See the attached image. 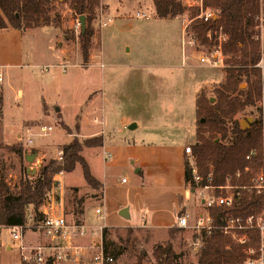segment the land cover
Returning a JSON list of instances; mask_svg holds the SVG:
<instances>
[{
    "label": "rangeland",
    "instance_id": "374dc122",
    "mask_svg": "<svg viewBox=\"0 0 264 264\" xmlns=\"http://www.w3.org/2000/svg\"><path fill=\"white\" fill-rule=\"evenodd\" d=\"M257 3L255 28L259 27L257 17L264 12V0H257ZM180 4L183 8L180 14L158 18L152 0H99L91 22L94 34L89 59L84 63L79 47L81 30H73L79 23L77 14L66 0L50 1V22L32 27L33 30L39 27L43 32L41 39L45 40L39 41L37 37L40 47L37 59L25 62L28 66L5 68L0 82V175L12 193L17 192L20 179L35 181L42 167L55 158L65 143L74 138L82 142L101 134L100 129L104 131L101 134L106 140L104 145H112L118 151L127 141L140 144L134 148H140L139 151L143 146H166L178 141L187 146L195 142L196 95L203 88L209 95H215L213 86L224 79L225 67L200 64L198 50L207 52V49L186 43L185 40L193 38L189 24L195 16H190L193 7L182 5L181 1ZM138 11L144 12L148 18L138 19ZM9 30V26L0 30L2 65L9 63L3 57L9 54V43H14L13 38L2 37ZM258 37L264 56V26ZM49 38L53 42L47 45ZM56 47L65 50V58L58 60L51 55V59L50 50H56ZM46 49H49L47 54ZM184 51L186 55L183 57ZM93 54L92 60L90 56ZM56 60L58 62L54 63ZM260 71L264 81V70ZM29 76H35L38 83L35 80L30 82ZM43 80L48 81L43 83L45 86L40 83ZM88 82H92L98 91L95 101L90 103H87L89 94L85 89ZM19 92L23 94L20 97ZM42 96L50 108L42 100L40 111ZM59 105L63 109L55 111L53 106ZM257 105L264 114L263 88ZM95 116L103 121L102 125L93 122ZM236 118L241 125L243 121L248 125L252 121L245 112L238 113ZM61 120L66 125H61ZM78 121L80 130L74 127ZM42 125H49L52 129L46 134H37ZM28 127H31L30 132L26 131ZM29 139L31 143H27ZM147 150L150 159L157 150L160 153L159 147ZM103 152L102 146L84 147L81 151L91 173L102 179V189L88 187L82 166L76 163L71 171H60L55 175L57 183L52 186L49 203L46 201L45 205L53 202V206L60 207L67 218L70 209L74 208L75 213L88 215L86 219L92 223H97L94 209L101 206L105 211V225L111 231L108 239L115 240V229L125 237L127 227H133L128 242L119 241L109 246L110 252L115 253L116 264H135L142 250L146 254V264L153 260V247L168 242L185 264H198L200 250H194L190 245V233L171 229L182 207H202L195 192L189 190L195 186L194 182L192 185L183 181V166L173 159L167 164L163 163L167 160H160V164L148 162L146 172L138 175L131 168L112 171L106 168ZM117 158H124V154H117ZM123 177L129 182L121 183ZM123 209H126V215L121 214ZM30 213L26 221L28 225L33 224L35 214L32 209ZM1 232H5L0 243L2 259L21 262L19 242L12 241L6 226ZM6 241L12 245L11 251L7 250ZM23 241L25 243V236ZM78 243L87 246L89 241L83 239ZM79 251V258L57 264H95L90 261L87 250Z\"/></svg>",
    "mask_w": 264,
    "mask_h": 264
},
{
    "label": "trees",
    "instance_id": "16d2710c",
    "mask_svg": "<svg viewBox=\"0 0 264 264\" xmlns=\"http://www.w3.org/2000/svg\"><path fill=\"white\" fill-rule=\"evenodd\" d=\"M51 0H0V30L11 26L16 29L32 28L50 22L49 10ZM65 1V0H64ZM71 9L80 16L85 15V30L80 31L79 47L84 63L89 59V47L94 34L91 22L94 18V8L99 0H66ZM155 14L158 18L174 17L183 11L178 0H152ZM205 5L212 7L215 18L203 21L193 19L190 31L193 38L204 44L208 52L218 45L220 33L226 39L220 43L224 55V79L214 85L215 95H209L206 89H201L195 98V142L191 149L194 156L197 172L202 176V183L211 175V183L221 184L226 175L235 171H243L247 164L244 156L252 148L257 150L253 167L257 168L261 159L264 143V129L262 126V109L257 105L262 96L264 81L261 69L255 67L261 59L259 30L255 28V16L258 13L257 0H205ZM198 13L196 8L190 13L194 17ZM191 17V18H192ZM257 35V38H255ZM245 86L242 87L241 84ZM212 89V90H213ZM214 98V100H213ZM247 113L252 117L248 127H242L236 115ZM61 122V121H60ZM61 122V125H64ZM66 125V124H65ZM64 127V126H63ZM75 129L80 130L79 121ZM65 128V127H64ZM67 129V128H65ZM103 144L102 135L91 136L81 141L74 138L63 145L64 161L58 163L52 158L45 164L38 178L30 182L20 179L18 190L12 193L5 178L0 175V225L11 226L24 224L31 216L30 209L35 213L34 221L39 219L42 212L39 210L48 199L49 192L57 181L55 175L60 171H71L76 163L83 169V177L88 187L102 189L101 182L91 173L88 162L82 155L84 147H97ZM17 150H20L18 148ZM192 171L189 159L185 157L183 164V180L191 183ZM250 175L243 172L240 178L233 177L232 182L245 184ZM252 202H241L239 206L212 209L213 216L218 212L227 215H242L250 213L248 210ZM30 213V215H29ZM133 227H127L125 237L118 229L114 230L115 240L108 239L111 231L103 229V249L112 255L110 245L117 242H128ZM173 230H181L172 226ZM229 241L219 233H214L206 239L200 248L198 264H230L241 261L245 255L242 246H227ZM122 251V250H120ZM119 251V252H120ZM145 251L142 250L135 264H144ZM153 260L146 264H185L180 254L171 243L156 244L152 250ZM20 264H35L20 262ZM104 264H116L114 259Z\"/></svg>",
    "mask_w": 264,
    "mask_h": 264
},
{
    "label": "built area",
    "instance_id": "2783aa9c",
    "mask_svg": "<svg viewBox=\"0 0 264 264\" xmlns=\"http://www.w3.org/2000/svg\"><path fill=\"white\" fill-rule=\"evenodd\" d=\"M180 1L182 5L198 10L196 18L209 21L216 17L214 9L205 5V0ZM136 17L143 19L148 18V15L138 11ZM257 19L259 21V27L257 28L262 33L264 12H261ZM102 25H107V22H102ZM73 30L75 32L80 31V23H77ZM225 39L226 35L220 33L218 45L213 51L198 50L200 54L197 59L201 65L210 67H221L224 65V55L221 52L220 43ZM185 41L188 45L203 47V45L196 42L195 38L190 37ZM255 66L261 68L262 71L264 70L263 57ZM47 67H43V69L47 70ZM4 68V65H0V82L3 81ZM92 119L94 123L103 124L99 116H95ZM262 126L264 129V114H262ZM51 129L52 127L49 125H42L39 127L37 134H46ZM26 131L30 132L31 127H28ZM31 142L32 140L29 139L27 143ZM184 152L191 161L192 179L195 184L189 190L195 192L202 207L195 205L192 209L180 211L176 215L175 227L190 233V245L194 250H200L206 239L210 238L214 233H219L229 241L228 247L233 244L242 246L241 251L245 258L230 264H264V143L257 168L253 167L257 150L252 148L244 156L247 164L244 166L243 171L237 170L232 175H226L224 182L221 184L211 183L210 174L206 178V182L202 183V176L197 172L191 146H185ZM105 155L109 157L110 153L106 152ZM55 160L58 163L64 161L63 149H59L56 152ZM243 172L249 173L248 182L245 184L233 183L232 178H240ZM126 181V178H121V182ZM50 199H52V196H50ZM48 200L46 201L49 203ZM243 201L255 203L249 205V214L242 216L218 212L216 216H213L212 209L239 206ZM48 206L50 208L46 212L40 210L42 215L39 219L33 220L32 225H28L25 222L24 224L6 226L12 241L19 242L22 262H34L35 264L66 262L79 258L80 249L87 250V253L90 254V261L95 264L113 261L112 255L105 253L103 249V229L107 227L104 222V208L98 206L94 209L97 223H92L88 222V219H86L88 217L83 212L76 211L75 213L74 208L70 209V217L67 218L60 207ZM2 227L5 226L0 225V230ZM27 231L37 233L40 240H42L41 243L25 244L23 236ZM83 239L89 241L87 246L78 243L79 240ZM68 255L70 257L66 259Z\"/></svg>",
    "mask_w": 264,
    "mask_h": 264
},
{
    "label": "crops",
    "instance_id": "0c3cea01",
    "mask_svg": "<svg viewBox=\"0 0 264 264\" xmlns=\"http://www.w3.org/2000/svg\"><path fill=\"white\" fill-rule=\"evenodd\" d=\"M11 28V30H9L6 34H4L2 37H6V38H13L14 43L10 42V46H9V54L6 56H4L3 58L6 59L7 61L9 60V63H5V68H8L10 66L13 67H18L21 65H25V62H31L32 60L34 61L35 59H37L38 57V51L40 50V47H38V41H37V37L40 41V39L43 37V32L40 30L39 27H37V30H33V28H24V29H16L13 28L11 26H9ZM39 29V30H38ZM46 35V34H44ZM19 40V44L17 43V41ZM42 42H44L45 40L41 39ZM53 42V40L51 38H49L47 40V45ZM27 43V45H26ZM48 48V47H47ZM57 49H52L50 50V57L51 59L57 58L58 60L65 58L64 55V49L61 47H56ZM49 51V49L45 50V54H47ZM183 57L186 55L185 51L183 52ZM53 57H52V56ZM101 55V53H100ZM95 54H93L92 56H90V59H94ZM70 59V57H68ZM58 60H56L54 63H57ZM53 64V63H52ZM101 64V63H100ZM2 65V64H0ZM29 64L26 63L25 66H28ZM91 66V65H90ZM102 68V66H100ZM4 68V69H5ZM52 78H53V74L51 73ZM89 77H91L89 74H87ZM29 76L30 82L32 80H35V82L38 83V80L35 79V76ZM29 82V83H30ZM33 82V81H32ZM40 83H42L41 85H43V83H48L47 80H43L40 81ZM45 86V85H43ZM85 89L88 90L89 94L88 97V101L87 103H90L91 100L95 101L96 98V93L98 92L97 89L95 88V85L92 84V82H88L86 83V87ZM23 94L21 92L18 93V97L22 96ZM43 103H45L46 107L50 108V106L48 105L49 102H47L45 100V98L42 96L41 100H40V104L39 107L41 108L40 111L42 110V101ZM86 103V104H87ZM59 109H63L61 105L56 106ZM56 107L53 106V108L56 110ZM101 109V108H100ZM57 114V113H56ZM60 114V112H59ZM61 122H64L63 120H61ZM65 123V122H64ZM66 124V123H65ZM80 128H81V124H80ZM99 133L103 134L104 131L102 129L99 130ZM99 134V135H101ZM105 138L103 136V144L102 149H104L103 152V160L106 162V168L110 169L112 171L115 170H119V169H126V168H131L133 170V172L135 174H143L146 172V168L149 166L148 162H155V164H160V160H167L165 162H163L164 164L170 163L171 160L176 159L177 162L183 166L184 164V157L186 156L185 152H184V147L185 144L182 145L179 141L177 143H171L169 145L166 146H143L144 148H142L141 151H139L138 149L140 148H136L137 150H135V146L136 145H140L136 142H131V141H127V143L121 148L120 151H118L117 149H115L112 145H108L105 144ZM116 146V145H115ZM99 147V146H97ZM160 148V153L158 154V150L157 152H154L152 155V159H150V154L149 151L147 149H156V148ZM113 153H112V152ZM106 152H110V156L109 158L107 157ZM117 154H124V158L122 159H118L117 158ZM106 157V158H105ZM154 158H156V161L154 160ZM86 159V158H85ZM87 161V160H86ZM90 169V168H89ZM100 182H101V178L94 175ZM184 181V180H183ZM129 182V179H127L126 182H121V183H127ZM102 186L103 183L101 182ZM103 188V187H102ZM53 195H56V193ZM187 196V194H186ZM103 198L101 197V200ZM49 205H53V202H51ZM106 205V204H105ZM50 206H46L43 205L41 207V211L42 212H46L47 210H49ZM182 210H186L184 207H182L180 210H178L177 214L182 211ZM87 211V210H86ZM176 211V210H175ZM88 216V215H87ZM89 218V217H88ZM176 219V217H175ZM176 222V221H175ZM148 227H155L158 228L159 226H154V225H145ZM169 226V225H168ZM175 226V223L174 225ZM5 234V232H1L0 230V243L2 242L3 239V235ZM25 236V244H29V245H33V244H39L41 243L42 240H40V237L37 236V233L33 232V231H28L24 234ZM24 236H23V240H24ZM27 241V243H26ZM6 247L8 251L12 250V245L10 244V242L6 241ZM69 261V260H68ZM66 261V262H68ZM0 264H20V261H15L13 260V262L9 261V260H5L4 258L2 259L1 255H0Z\"/></svg>",
    "mask_w": 264,
    "mask_h": 264
},
{
    "label": "water",
    "instance_id": "95a60500",
    "mask_svg": "<svg viewBox=\"0 0 264 264\" xmlns=\"http://www.w3.org/2000/svg\"><path fill=\"white\" fill-rule=\"evenodd\" d=\"M78 20H79V23H80V30L83 32V31L85 30V15L82 14V15L78 16ZM58 109H59V108L56 107V110H58ZM245 126H248V124H247L245 121H243V122H242V127H245ZM121 214H122V215H126V214H127V213H126V209H123V210L121 211Z\"/></svg>",
    "mask_w": 264,
    "mask_h": 264
}]
</instances>
